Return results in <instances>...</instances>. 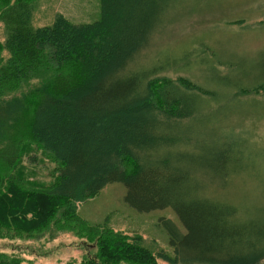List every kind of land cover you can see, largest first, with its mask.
<instances>
[{
  "label": "trees",
  "instance_id": "1",
  "mask_svg": "<svg viewBox=\"0 0 264 264\" xmlns=\"http://www.w3.org/2000/svg\"><path fill=\"white\" fill-rule=\"evenodd\" d=\"M101 1L98 22L57 16L41 27L33 22L37 0H0V242L12 248L0 251V264H23L19 243L59 233L93 244L82 264H157L141 238L78 212L113 183L140 212H175L179 225L161 220L173 254L158 258L168 264H262L264 206L252 201L249 210L222 195L238 179L264 184L262 158L244 137L217 132L216 121L211 130L209 120L179 128L216 100L217 86L231 96L264 94V80L215 73L209 89L159 77L176 59L144 65L142 20L133 24V7L123 18L116 0ZM186 135L198 143H180ZM33 148L58 167L49 186L19 171Z\"/></svg>",
  "mask_w": 264,
  "mask_h": 264
},
{
  "label": "rangeland",
  "instance_id": "2",
  "mask_svg": "<svg viewBox=\"0 0 264 264\" xmlns=\"http://www.w3.org/2000/svg\"><path fill=\"white\" fill-rule=\"evenodd\" d=\"M114 5L123 18L124 9L133 7V24L142 20L141 37L149 40L140 54L145 58L144 65L151 66L153 61L168 56L176 59L178 65L167 68L159 77L187 78L207 88L215 73L264 80V0H116ZM101 11V0H37L33 22L49 26L62 16L73 24L90 25L100 20ZM0 39H4L1 25ZM131 40L136 41L134 37ZM225 87L217 86L216 100L195 117L181 120L179 130L183 132L186 126H201L209 120L207 130L214 127L217 132H235L244 137L264 163V94L231 96ZM213 121L216 123L212 127ZM179 140L198 143L197 138L187 135ZM33 158L35 165L29 164ZM57 168L54 161L33 148L23 157L19 171L30 182L49 186L58 176ZM263 191L261 182L238 179L222 195L251 210L252 201L258 200L257 205L264 206ZM125 194L123 184H109L95 198L78 203V212L90 223L141 238L157 264H168L158 258L160 254H173L161 220L171 219L179 225L177 215L171 208L140 212L126 203ZM91 247L92 243L73 233H59L53 241L19 243L18 255L23 264H82ZM10 249V243L0 242V251Z\"/></svg>",
  "mask_w": 264,
  "mask_h": 264
}]
</instances>
